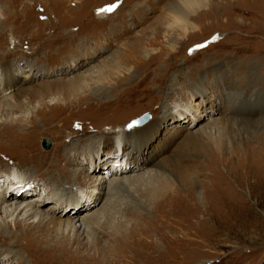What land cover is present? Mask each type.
<instances>
[{
    "label": "rangeland",
    "instance_id": "obj_1",
    "mask_svg": "<svg viewBox=\"0 0 264 264\" xmlns=\"http://www.w3.org/2000/svg\"><path fill=\"white\" fill-rule=\"evenodd\" d=\"M3 3L0 76L44 98L2 112L1 190L12 191V177L21 176L15 192L55 193L43 204L55 207L60 198L76 214L105 203L101 222L129 228L126 243L90 228L101 246L110 245L108 254L115 250L113 263L88 245H72L63 253L72 263L59 264H264V0H201L198 7L182 0ZM110 4L115 12L95 19ZM171 4L183 5L194 27L170 23ZM89 71L96 77L85 81ZM71 78L63 94L58 84ZM52 97L55 104L45 102ZM144 113L147 120L133 124ZM11 117H20L19 125L5 124ZM42 154L48 159L38 171L30 161ZM196 172L198 181L185 189L182 176ZM106 173L99 190L92 177ZM125 173L132 175L126 183L107 188L114 174ZM163 184L171 194H157ZM129 208L145 215L137 219ZM0 223L5 234L30 229L23 221L17 228ZM32 231L42 241L40 230ZM49 233L53 247L62 238ZM176 241L196 248L178 253L170 249ZM26 256L31 264H53L48 251Z\"/></svg>",
    "mask_w": 264,
    "mask_h": 264
},
{
    "label": "bare ground",
    "instance_id": "obj_2",
    "mask_svg": "<svg viewBox=\"0 0 264 264\" xmlns=\"http://www.w3.org/2000/svg\"><path fill=\"white\" fill-rule=\"evenodd\" d=\"M184 1V3L188 6L191 7L192 5L194 7H198L200 6L201 0H182ZM11 4L13 6V0H4L3 4ZM177 3V2H176ZM115 5L110 4L107 7H103L100 8V10L96 11V17L95 19H103L105 17H109L111 16L115 10H113V7ZM183 5H179V4H171L170 7V13L168 14L170 16L169 21L171 24L176 23L178 21H181V23H183L184 29L187 27H192L193 25H188V23H186V20L184 18V15H186L185 13H183L182 11ZM113 12V13H112ZM112 13V14H111ZM2 14V12L0 13V15ZM56 14V13H55ZM164 20H162L163 22ZM168 23V25L170 24ZM191 24V23H189ZM175 25V24H174ZM177 25V24H176ZM194 27V26H193ZM80 29V27H79ZM169 29V28H168ZM171 29V28H170ZM149 31V30H148ZM155 32V31H154ZM184 32V31H183ZM167 33V32H166ZM143 34V33H142ZM185 34V33H184ZM183 35V34H182ZM140 36V35H138ZM13 37V36H12ZM11 38V37H10ZM176 38V37H175ZM179 39V38H178ZM148 40V39H147ZM140 41V40H139ZM10 42H12L11 40H8V43L10 44ZM149 42V41H148ZM13 43V42H12ZM135 43V42H134ZM137 43V42H136ZM139 44V43H138ZM167 44V43H166ZM14 45V44H13ZM150 45V44H149ZM171 48L172 45H169ZM43 50L46 51V49L48 48V45H43ZM136 49V48H134ZM173 50V49H172ZM140 51V50H139ZM143 51L141 55V57L143 58H147V56L150 55V51H147L145 49L141 50ZM140 51V53H141ZM9 52V51H8ZM6 52V53H8ZM132 52V49H131ZM4 53V52H3ZM140 58V57H139ZM122 59V58H121ZM159 60V58H158ZM12 72V71H11ZM93 71H89L88 74L85 73V75L87 77H84L85 81L94 79L96 77V75L93 74ZM7 76V75H6ZM5 76V73H3L0 76V118L2 115V112L6 113V115L9 114H13L15 113L17 110H21L23 108V106L26 104L28 105V103L34 101V99L37 97L38 98V103L39 101L42 102L43 100V95L39 92L36 91V89H26L24 87H21L20 84L19 85H14L15 81L11 82L9 79V75L8 78ZM29 77V76H28ZM80 81H83L81 76H78ZM161 81V80H160ZM23 83V82H22ZM75 83L74 78L68 79L67 82H60L58 85L60 86V88L62 89L63 94L67 93V88L72 84ZM63 86V87H62ZM13 87L12 91H9V89ZM6 91L9 92L8 94H4L2 95V91ZM14 93V94H12ZM24 94V95H23ZM31 94V95H30ZM21 96L23 98H21ZM31 96L35 97L34 99L31 100ZM21 98V99H20ZM47 103H50V105L55 104L56 99L55 97H52L50 99H48L47 101H45ZM100 105L102 104H107V102H103V103H99ZM105 106V105H104ZM108 108V107H107ZM17 118L20 117H11L9 122H6L5 124H9V125H19V121ZM21 119V118H20ZM209 119V118H208ZM11 123V124H10ZM1 124V123H0ZM195 124V121L194 123ZM192 124V125H193ZM3 125V123H2ZM1 125V126H2ZM116 126V125H115ZM2 128V127H0ZM115 128H119V127H115ZM205 129V128H204ZM12 130V129H11ZM207 130V129H206ZM83 133V130H79V133ZM7 132V131H6ZM14 132V131H13ZM205 134V131H203ZM5 134V133H4ZM7 134V133H6ZM9 134V133H8ZM17 134V133H16ZM20 134V133H18ZM25 134H23L24 136ZM83 135V134H82ZM0 136H3L2 133ZM6 136V135H5ZM77 136V135H75ZM119 136L121 137V135L119 134ZM118 136V138H120ZM80 137V136H78ZM2 138V137H1ZM74 139V138H73ZM5 140V139H4ZM81 140V139H80ZM187 143H191V136H188L187 139L185 140ZM22 142V141H21ZM73 144V142H71ZM10 145V144H9ZM8 145V146H9ZM13 148V147H12ZM11 148V149H12ZM6 149V148H5ZM9 149V148H8ZM7 149V150H8ZM1 150V149H0ZM13 150V149H12ZM2 151V150H1ZM6 152V150H5ZM8 152V151H7ZM11 153V150H10ZM6 155V154H5ZM10 155V154H9ZM3 156V155H2ZM38 158L40 159V161H38ZM32 160L30 161L32 164H34L35 166H39L38 168H36L38 171L42 168L41 165H43L46 162L47 155L42 154V156H35L33 158H31ZM58 158L55 159V161H57ZM36 162H39L38 164ZM51 164V163H50ZM137 169V168H135ZM128 170V168H127ZM114 172V171H113ZM156 172H154L155 174ZM198 172L194 173V174H184L182 176V180H183V184L185 189L189 188L191 186V183H195L198 180L196 179V174ZM74 174H76L78 176V173L75 172ZM200 174V173H199ZM118 175V176H117ZM114 174L110 181L107 182L108 187L109 188L111 186L112 183H114V185L116 184H121V183H126L130 177H132V175L130 173L128 174ZM149 175V173H148ZM158 175V174H157ZM205 176H209L208 174H204ZM109 176L108 173L106 174H96L93 175L92 179L96 180L98 183V188L99 190H101L103 187L101 186V184H103L104 182L107 181V177ZM20 179L23 178L21 176H19ZM19 177H12V181L10 182V188H12V191H8L7 189H5L4 191L1 190L0 188V221L4 222L6 224H10L12 226H14L15 228L20 227L21 222H24V225H27L28 228L30 229H22L20 230L17 234L11 233V234H5L3 231H1L0 228V260L2 258H7V260H3L0 262V264H14L12 263L13 260L16 261V264H31L30 258H28L26 256L27 254H31L32 251H38L39 253H47L51 254V262L53 264H55V261L57 262V264H59L58 261H62L65 262V260H61V259H66L67 261L72 263V260L67 259V256H63L64 252H69V249L67 246H72L75 245L77 249H79L81 246H85L88 245L89 248L91 250H93V254L95 255H100L102 254V256L104 257L103 262L104 263H108V262H114V258L112 259V255H114V251L115 250H110L111 252H109V254L107 253V251L110 249V245H100L99 239L98 238H93L91 237V233L92 231H90V228H94V229H98V230H103L106 231L105 234L108 236H112L114 241H120L121 243H126L127 238H126V234L127 232H129V228H127V225H124L123 223H120L118 226H114V227H109L107 224L101 222V219L103 218V214L102 212H104L105 208L107 207L106 204L104 203L103 205H101V207L99 209L93 210L92 209L94 207H92L90 210L84 211L83 213L80 214H76L75 210L72 208L74 207V205L69 204V205H65L61 202V199L58 198L55 207H49L45 206L43 204V200L44 199H49L54 197L55 198V193L51 195V197H49L47 195V193H44L43 191L40 192V195H35V196H28V192L27 190L21 191V192H15L14 189L15 188H19L17 186H14V184L12 185V183H14V181L16 180H20V179H16ZM55 177V176H54ZM142 178V175L141 177ZM197 180V181H196ZM93 182V181H92ZM94 183V182H93ZM1 181H0V186H1ZM96 186V185H94ZM100 186V187H99ZM194 187V185H193ZM113 188V187H112ZM111 188V189H112ZM192 188V187H191ZM88 189V188H87ZM110 189V188H109ZM110 189V190H111ZM43 190V189H42ZM93 189H90V191ZM193 190V189H192ZM171 189L168 188V186L166 185H162L160 187V189L158 190L157 194H165V193H170ZM157 192V191H155ZM154 192V193H155ZM102 193V192H101ZM110 193V191H109ZM112 193V192H111ZM156 194V193H155ZM156 194V195H157ZM171 194V193H170ZM48 197H46V196ZM99 195H101L99 193ZM154 197V196H153ZM162 199V198H161ZM168 199V198H167ZM77 201V202H75ZM74 204L77 206L80 202L79 199L78 200H74ZM90 202V201H89ZM91 202H95L93 200H91ZM153 202V201H152ZM88 205V203H87ZM95 206V205H94ZM130 209V208H129ZM156 210V209H155ZM91 211V212H89ZM131 212H134V216L135 218H141L143 215H145L144 213H141V211H139L138 213L136 212L137 209L134 208V211L130 209ZM21 218L19 220L18 216L21 214ZM155 213V212H154ZM99 215V216H98ZM107 215V214H106ZM128 215V214H127ZM147 217V216H146ZM156 217V216H155ZM99 218V219H97ZM31 220V221H30ZM43 220L45 221L44 224H41L43 222ZM79 223V224H77ZM51 224V228L49 227V225ZM1 225V223H0ZM47 225V226H46ZM138 225V224H137ZM142 225V224H141ZM136 226V225H135ZM1 227V226H0ZM56 227V229H55ZM33 229H38L41 232V235H43V239L38 240V235H36L38 232H33ZM81 229V230H80ZM139 229V228H138ZM80 230V236L81 234H84L81 238H86L85 243H81L80 241V237H79V232ZM173 230V228H172ZM171 230V231H172ZM36 231V230H35ZM54 231L55 233L59 234L60 237L62 238L60 242H56L53 247H51L50 245H48L47 242V237L50 235L49 232ZM68 231H72L73 235L71 237H68L67 234H65V232ZM195 233V232H194ZM101 234V233H100ZM186 234V233H185ZM196 234V233H195ZM70 236V235H69ZM99 236V235H98ZM143 237V236H142ZM172 237V236H171ZM22 239V242L21 240ZM101 239V238H100ZM133 239V238H132ZM131 239V240H132ZM187 239V237H186ZM196 239V238H195ZM170 240V239H169ZM101 241V240H100ZM104 241V240H103ZM164 240H162L163 242ZM187 241V240H186ZM194 241V240H193ZM52 243V242H51ZM102 243V242H101ZM106 243V242H105ZM133 243V242H132ZM169 243V241L167 242ZM117 244V243H116ZM160 244V243H159ZM121 245V244H120ZM179 244L177 245V241L176 243H171L170 244V249L180 253L182 251H193L196 246L194 245H182ZM129 246V245H128ZM132 246V245H131ZM113 247V246H112ZM119 247V246H117ZM124 247V245H123ZM165 248H169V244H165L164 246ZM18 250H15L17 249ZM20 248V250H19ZM114 248V247H113ZM130 248V246H129ZM163 248V247H162ZM74 249V248H73ZM72 249V250H73ZM52 250H58V253L60 254V258L54 254H52ZM19 251H21V253H19ZM130 251V250H129ZM154 252V251H153ZM160 252V251H159ZM158 253V252H157ZM134 254V253H133ZM38 255V254H37ZM90 255V254H89ZM158 255V254H157ZM41 256V255H40ZM83 256V254H82ZM88 256V255H87ZM93 257V256H92ZM86 258V257H85ZM101 258V257H100ZM152 258V257H151ZM10 259V260H9ZM49 260V261H50ZM100 261V260H99ZM101 263V261H100ZM141 263V262H140ZM103 264V263H102ZM172 264V263H171Z\"/></svg>",
    "mask_w": 264,
    "mask_h": 264
},
{
    "label": "water",
    "instance_id": "obj_3",
    "mask_svg": "<svg viewBox=\"0 0 264 264\" xmlns=\"http://www.w3.org/2000/svg\"><path fill=\"white\" fill-rule=\"evenodd\" d=\"M148 118V113H144L142 114L141 116H139L138 118H136L134 121H133V124H136V125H140L142 124L143 122H145ZM50 146V142L47 138H42L41 139V147L43 149H48Z\"/></svg>",
    "mask_w": 264,
    "mask_h": 264
}]
</instances>
